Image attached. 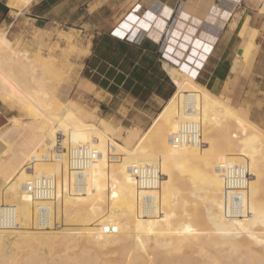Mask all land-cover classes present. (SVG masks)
Segmentation results:
<instances>
[{
    "label": "bare ground",
    "instance_id": "bare-ground-1",
    "mask_svg": "<svg viewBox=\"0 0 264 264\" xmlns=\"http://www.w3.org/2000/svg\"><path fill=\"white\" fill-rule=\"evenodd\" d=\"M167 14L165 13V15ZM5 29L4 25L0 27V91L13 97L31 110L37 118L38 124L29 122L28 126L30 128L26 132L27 135L19 139L18 148H21L16 150V145L11 144V151L9 149L11 153L3 160L0 158V175L6 183L4 188H0V204H13L16 201L26 206L28 204L27 201L33 198L22 189V182L32 176L29 174V170L26 171L27 169H24V166L26 162H29L28 159L31 153L39 146L44 147L43 144L48 145H46V152H49H44L43 154H47L49 157L55 136L60 132L63 136L62 146L66 151L59 159L51 158L58 164H62L65 159H68L67 151L71 146L76 145L74 142L75 138H80L89 143L97 148L100 153L89 167L92 173L96 171L95 165L101 163L102 153L104 152L102 145L108 146L112 155L122 156L117 168L105 173L99 188L93 185L89 189L82 191L88 195H85L82 203L76 206V210L80 207L85 208V215L82 216L80 221L81 235L84 237H87L86 234L90 231L88 224H90V221L95 224V219H91L96 217L95 214L89 215L87 211L90 209L91 213H95L93 208L96 207V204H101V200H105L104 204L106 203L107 208L112 211L111 216L113 218L111 219H113L112 222L114 223V217L117 216L118 212L127 214L126 219L130 218L129 213L124 212L127 206L131 209L136 205L141 210V214L144 213V217L139 218L136 213L130 211L136 219L139 218L141 223L119 222L115 225L117 229L112 225L113 223L107 224L109 230L111 228L116 229V231L108 234L109 237L117 235L118 231L124 229L126 237L129 238L123 249L116 250L119 253V260H112V264H150L149 250L153 251V244L164 246L167 253L170 251V253L175 254L180 249L183 251V253L180 252V257L186 255L187 253L185 254L184 252L187 251L183 246L176 244L171 248L167 243H163V241L167 240L166 233H172L173 230L179 233L178 237L183 239V241L187 243L192 240L195 241L198 245L190 244V248L193 251H199L200 248L198 246H203V242H200L202 240L201 236L197 234L198 225L196 218L199 216L205 218L206 214H210L209 216L211 217L210 220L207 216L206 220L208 226V231H204L206 239L215 231H220L224 237L228 236L229 238L242 233L249 236L252 235V231L249 230L251 223H244V218L246 217H244L242 212L248 210V213L254 214L256 219L264 217V181H262L264 179V129L248 117L251 112L247 114L243 108L245 111L243 113L242 107H234L225 101L224 94L214 95L208 88L202 87L197 79L190 77L178 67L175 69L164 62L163 68L175 86V90L169 98L172 103L170 112L163 111L160 113L144 135L138 128L115 127L109 120L99 116L101 115L99 110V115L86 113L88 110L82 115V111H80L82 109L73 101L68 102L70 105L68 109L58 99L54 100V96L47 98L46 84L48 79L41 73V66H38L28 54V48H33L37 42L32 40L24 49L16 48L7 37ZM54 32H56L55 35L57 37L64 39L66 42L72 38L70 31H62L60 29L52 32L47 31L46 35H52ZM191 38H187L186 43L191 42ZM215 42L216 39H213L212 43ZM239 42L238 46L240 49L246 48V52L250 49L251 40H246L244 45H242L241 41ZM61 48L62 46L59 44L50 47L46 53V60L49 61ZM246 52L243 50L242 54L237 56L241 58V62L233 61L231 69L234 74L240 72L242 66L245 65L242 57L245 56ZM45 64L48 65V62H45ZM52 64L53 62L50 63V65ZM15 74H20L22 78L20 81L22 80V82L26 83L30 89L24 86V89L27 90L17 87L18 82L14 79ZM21 84L19 85L21 86ZM34 91H37V93ZM43 93L46 94L44 95ZM187 105H190L193 111L187 110L185 108ZM77 114H81L83 122L77 118ZM233 118H236V121L239 118L238 122L242 123L241 125L239 124L240 127H245L249 131L250 143L248 144L253 147V152L258 155V159H261L262 163L260 165L255 163L249 152L245 150L243 141L240 140L244 134L242 132L238 135L233 133L235 137L230 134V120H233ZM190 119L197 121L200 126L199 140L195 143L183 145L172 144L168 140V135L175 132L181 122ZM236 131L239 132L237 129ZM103 136L108 139L104 140ZM117 139L123 140L127 145H132L131 142L134 139L138 142L132 145V149L127 150L115 141ZM156 147H159V149H153ZM184 152L187 154L185 155ZM144 154L160 172L159 183L166 181L168 178L166 175L171 174L174 178H188L193 184L191 193L183 195L176 193L164 194V200L169 203L168 211L165 210L164 206L158 205L155 200L154 211H144L141 204V197L144 193L138 191L134 185L124 186L119 178L126 170L130 169L132 164L138 163L140 157L147 158ZM222 162L241 164L248 171L249 180L245 190L242 192L244 197L241 208L228 204L227 198L231 196V193L228 194L226 191L224 177L217 169V166ZM36 163H38L37 159ZM199 163L204 166L200 171L197 170ZM72 171L74 170L72 169ZM36 173L38 172L36 171ZM90 184L91 182L89 181L88 185ZM58 188L60 189L58 190L54 187L53 197L60 196V193L64 190L62 186H58ZM170 189L171 192H175V188ZM69 191H72V189L66 192ZM110 193L117 194L115 201H113L114 199L107 200L110 198L107 194ZM158 195L159 193L154 195L156 200H158ZM88 196L90 197L89 199L86 198ZM79 200L78 202H80ZM174 206H182L181 216H178L179 211H175ZM56 210V214H53L55 225L63 223V219L66 216L58 208ZM205 210H207V213ZM32 212L34 210L28 211V215L32 214ZM176 224H180L181 227L174 229L173 226H177ZM125 225L126 227L124 228ZM93 227L100 228L99 224ZM107 228L105 227V229ZM17 230H22V232L34 237L36 247H50L51 243L49 240H52L49 236L50 233H48L47 237H44L43 229L37 228L36 224L31 220L23 228L0 230V243L2 242L0 245H6L8 249L15 248ZM185 230L186 232L184 233ZM76 236H78V233H74V237ZM185 236H188V241H186ZM205 243L207 246H211L209 242ZM6 246L4 247L6 248ZM208 249L207 258L202 263L198 262L197 264H224L223 259H229L227 264H238L236 259L229 257V254L226 253V248L217 249L212 247L211 249L208 247ZM42 254L35 257L34 263L41 260ZM91 256L94 257V254Z\"/></svg>",
    "mask_w": 264,
    "mask_h": 264
},
{
    "label": "rangeland",
    "instance_id": "rangeland-1",
    "mask_svg": "<svg viewBox=\"0 0 264 264\" xmlns=\"http://www.w3.org/2000/svg\"><path fill=\"white\" fill-rule=\"evenodd\" d=\"M234 16V19L239 18L238 13ZM170 22L168 24L171 27L172 23ZM59 29L62 31H70L72 38L66 42L64 39L57 37L55 35L56 32H54L52 35L49 34L45 40H41V36H38V39L40 40H35L38 45L36 44V46L33 48H28V54L35 60L38 66H41V73H43L44 77L48 79L46 84L47 94L43 93L44 95L46 94L47 98L54 96V100L58 99L64 103L65 107L68 109L70 107L68 102L73 101L82 109L80 110L82 111V115L85 114L86 110H88L86 113H94L97 115H99L100 111L101 115L99 116L109 120L113 126L119 128H138L141 130V133L143 132L142 135L147 133V130L150 129L152 123L154 120H156L160 113L163 111L170 112L172 103L169 101V99H161L157 94H149L143 99L138 98L128 92L120 93L111 97L110 94H106L104 91L93 86L94 84L90 82L92 80L86 77L83 73L86 67V57L90 51V40L92 38V33L90 30L79 32L68 28ZM55 30H58V28ZM36 33L37 31H31L24 34V36H28L30 34L34 41V36ZM257 35V41L259 43L258 49L257 42L256 44L254 43ZM246 40H251V47L247 52L246 48L243 49L246 53L245 56L242 57L243 61L245 62V65L242 66V70L250 68L253 62L256 66H263L264 32L261 30L259 33L256 29L249 28L247 33L241 37V42L243 43L242 45L245 44ZM56 44H59L62 46V48L49 60L50 63L53 62L52 67L45 57L48 49ZM13 45L20 49H24L26 47V45L22 44L21 40L17 38L13 41ZM256 49L260 54V58L259 56H256V58L253 59ZM240 50L241 51L237 54V56L242 54L243 50ZM237 56L233 61L241 62V58ZM45 62H48V65H46L47 63L45 64ZM170 63L172 64V62ZM170 66L175 69L177 68L175 65ZM257 70L252 73L251 69H248L237 76L235 84H233V86L224 93V100L234 107H242L243 113L245 111L247 114L251 112L248 117L264 129V75L261 74L262 72L258 74ZM182 71L185 72L184 70ZM186 74L189 75L188 73ZM189 76L192 77L191 75ZM14 79L18 82V85L16 83L17 87L23 90L30 89L26 83L22 82V80L20 81V79H22L20 74H15ZM20 83H22V87L24 86L27 89H24V87L22 88L19 85ZM35 93H37V91ZM213 94L216 96L219 95L215 93ZM71 111L75 113L73 110ZM256 113L259 114L258 118L255 117L257 116ZM81 114H77V118L79 120H81ZM8 117H11L12 119L10 122H8ZM178 118L181 119L179 116ZM36 119L37 118L33 115L31 110L16 101L13 97L0 91V137L2 135L0 138V158L2 160L5 159V157L7 158V155L11 153V144L16 145V150L21 148H18L19 139L27 135L26 132L30 128L28 126L29 122L38 124ZM238 120L239 118H237V121L236 118L230 120L229 132L231 131L230 134H232L233 137H235L233 133L238 135L242 132V134H244L240 140L243 141L242 143L245 150L249 152V155H251V157L255 160V163L260 165V163H262L261 159H258V155L253 152V147H250L248 144L250 143V138L248 137L249 131L245 127H240L242 123L240 124V121L238 122ZM84 123L86 124V122ZM236 129L239 132H237ZM103 139L107 140L108 138L103 136ZM115 141L120 143L127 150L132 149V145L138 142L134 139L131 142L132 145H127L121 139H117ZM74 142L76 145L93 147L80 138H75ZM43 145V151L42 147L39 146L31 153L30 158L28 159L29 162H26L27 166L25 165L24 169H27L26 171L29 170V174L32 176L38 174H48L53 178L54 187L56 189H60L58 186L63 187L64 190L60 193V196L53 197L50 201V208L51 217L53 214H56V208L64 212L66 216L63 219V223L57 225H55L53 216V227L49 229H43L44 237H47L48 233H50L49 236L52 238V240H49L51 243L50 247L48 246L47 248L42 246L36 247L37 245L34 237L30 236L28 233L22 232V230H17L18 232L15 234L17 238L15 248L13 247L8 249L6 245H0V264H112V260H119V253H117L116 250L123 249L125 244L129 241V238L126 237V231H124V229L118 231L117 235H112L109 237L108 234L112 231H116L117 228L115 225H117L119 222L137 224V222H140L139 218L144 217V213L141 214V210L136 205L131 209H129L127 206L125 211L124 209L123 211L129 213L130 218L126 219L127 214H121L122 212H118L116 214L117 216L114 217V223L112 222L113 219H111L113 218L111 216L112 211L107 208L106 203L104 204L105 200H101V204L98 203L96 204V207L93 208L95 209V213H91L90 209L87 211L89 215H96V217L91 219H95V224H92L90 221V224H88L90 231L86 234L87 237L81 235L80 221L82 216L85 215V208L80 207L76 210V206L77 204H81L85 198V195L88 194L83 193L82 191H77L74 187V171H72L68 159H65L62 164H58L57 162L51 160V154H49L47 159L43 158L44 152L49 153L46 152L47 144ZM101 147L102 149L104 148V152L102 153L103 157L101 158V163L95 165V173L90 172L89 168L87 170L88 182H91L87 189L93 185L96 188H99L105 173L116 169L120 162V158L122 157L120 155H112L108 146L102 145ZM159 147L153 149L158 150ZM95 149L97 150V148ZM184 153L185 155L187 154L186 152ZM36 159L38 163H36ZM28 163L30 164L28 165ZM138 163L152 164L148 157H140ZM203 167L204 166L199 163L197 170L200 171ZM36 171L38 173H36ZM166 176L168 177L167 180L163 183H158L157 187L151 191H144L138 186L135 180L134 172L131 169L126 170L122 175H120L119 178L121 179V182L124 184V186L134 185L138 191H142L144 194L150 193L154 196L155 193H159L157 196L158 200H156L155 197L154 200L158 205L160 204L161 206H164L165 210L168 211L169 203L164 200V194L168 195L169 193H176L178 195H183L191 193L193 191V184H191L188 178H174V176L171 174H167ZM3 179L4 178L0 175V188H4L6 185L5 180ZM262 181H264V179ZM170 188H175V192H171ZM69 189H72V191L66 192ZM79 193L82 195H79ZM107 195L110 197L107 200H116V193H110ZM86 198L89 199L90 197L88 196ZM78 200L80 202H78ZM27 203L28 204L25 206L21 205L19 202H13L16 207L17 217L20 223L18 228H23L29 220L35 223L36 208L39 202L32 198L31 200H28ZM174 208L175 211H179L178 216H181L182 213L180 211L182 206H174ZM33 210L34 212L30 214L31 216L28 215V211ZM130 211L136 213L139 218L136 219L134 214ZM205 211L207 213V210ZM242 213H244V217H246L244 218V223H251L249 228V230L252 231L251 236L242 233L232 237L230 236L229 238L228 236L224 237L223 233H220V231H215L206 239V236H204V231H208L206 221L207 216L211 220V217L209 216L210 214H206L205 218L200 216L196 218L198 225L197 234L201 236L202 240L200 242H203V246H198L201 250L199 249V251H193L190 248V244L197 243H195L193 240L189 243L183 241V239L178 237L179 233L173 230L172 233H166L165 236L167 237V240L163 241V243H167V245L171 248L176 244H179L186 249L187 252L184 253L187 254L180 257V252L183 253V251L180 249H178L177 253L175 254H172L170 251H168V254L164 249V246H157L156 244H153V251L149 250L150 264L202 263L207 258L206 254L209 251L208 247L211 249L212 247H216L217 249L226 248V253L229 254L230 258L234 260L236 259L238 264H264V217L256 219L254 214L248 213V210H245ZM107 214H109V216H107ZM108 223H113L112 225L115 226L116 229L111 228L109 230L107 228ZM98 224L100 228L93 227ZM176 225L177 226H173L174 229L181 227L180 224ZM105 227L107 229H105ZM185 232L186 230L184 233ZM74 233H78V236L74 237ZM185 239L188 241V236H185ZM205 242H209L211 246H207ZM4 246H6V248ZM39 254H42L41 260L34 263L35 257H38ZM92 254H94V257L91 256ZM228 260L229 259H223V262H225L224 264L229 263Z\"/></svg>",
    "mask_w": 264,
    "mask_h": 264
},
{
    "label": "crops",
    "instance_id": "crops-1",
    "mask_svg": "<svg viewBox=\"0 0 264 264\" xmlns=\"http://www.w3.org/2000/svg\"><path fill=\"white\" fill-rule=\"evenodd\" d=\"M237 13L239 18L234 19ZM3 25L12 44L17 38L24 45L32 42L30 34L24 36L31 31H37L34 40H40L38 36L45 40L46 32L56 28L90 30L91 46L86 60L94 55L93 39L101 33L134 42L146 39L159 45L161 69L165 71L164 62L175 65L215 94L227 92L236 77L248 69L252 73L258 69V74L264 75V65L256 66L254 62L237 74L231 69L236 54L241 51L239 41L248 29L264 32V0H0V27ZM117 30L121 35L115 34ZM190 37L191 42L186 43ZM257 40L258 35L254 42L258 49ZM256 51L253 59L260 55ZM91 62L95 63L92 69L95 72L99 62ZM99 76L105 77L102 71ZM90 82L111 97L125 93L123 90L112 93ZM256 114L252 115L258 118Z\"/></svg>",
    "mask_w": 264,
    "mask_h": 264
},
{
    "label": "built area",
    "instance_id": "built-area-1",
    "mask_svg": "<svg viewBox=\"0 0 264 264\" xmlns=\"http://www.w3.org/2000/svg\"><path fill=\"white\" fill-rule=\"evenodd\" d=\"M193 111L190 105L185 107ZM200 138V126L195 120L181 122L175 132L168 135V140L174 145L195 143ZM63 136L58 132L55 136L51 155L54 159L62 157L66 151L62 146ZM68 161L74 170V187L77 191L86 190L88 187L87 170L93 160L100 153L93 147L73 145L67 151ZM47 159V154L43 155ZM130 169L134 172L138 186L144 191L154 190L161 174L152 164L134 163ZM225 181V189L231 196L227 198L230 206L241 208L243 191L249 180L248 171L241 164L224 163L217 166ZM22 189L29 193L39 203L36 208L35 224L39 229H49L54 223L51 217L50 201L54 196V181L48 174H38L26 178L22 182ZM228 197V196H227ZM141 204L144 211H154V196L150 193L142 194ZM16 207L11 203L0 204V230H15L19 227Z\"/></svg>",
    "mask_w": 264,
    "mask_h": 264
},
{
    "label": "trees",
    "instance_id": "trees-1",
    "mask_svg": "<svg viewBox=\"0 0 264 264\" xmlns=\"http://www.w3.org/2000/svg\"><path fill=\"white\" fill-rule=\"evenodd\" d=\"M93 48L91 60L99 62L97 70L92 71L95 63L87 59L84 74L110 92L123 90L141 99L151 92L163 99L173 93L174 84L160 67L159 45L146 39L134 42L101 33L93 39ZM101 71L103 78L99 76ZM131 80L136 83L132 85Z\"/></svg>",
    "mask_w": 264,
    "mask_h": 264
},
{
    "label": "snow or ice",
    "instance_id": "snow-or-ice-1",
    "mask_svg": "<svg viewBox=\"0 0 264 264\" xmlns=\"http://www.w3.org/2000/svg\"><path fill=\"white\" fill-rule=\"evenodd\" d=\"M167 9H165V13L167 14ZM149 15H151V13H149ZM225 15H227V13H225ZM131 19V17H129ZM117 36L121 35L120 31L117 30L116 33H115ZM206 51H211V49H205ZM193 75H195V73H193Z\"/></svg>",
    "mask_w": 264,
    "mask_h": 264
},
{
    "label": "water",
    "instance_id": "water-1",
    "mask_svg": "<svg viewBox=\"0 0 264 264\" xmlns=\"http://www.w3.org/2000/svg\"><path fill=\"white\" fill-rule=\"evenodd\" d=\"M239 53H240V51H239Z\"/></svg>",
    "mask_w": 264,
    "mask_h": 264
}]
</instances>
